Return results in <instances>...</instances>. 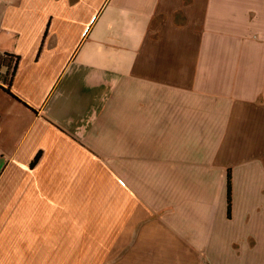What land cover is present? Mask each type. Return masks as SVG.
<instances>
[{
  "label": "crops",
  "instance_id": "1",
  "mask_svg": "<svg viewBox=\"0 0 264 264\" xmlns=\"http://www.w3.org/2000/svg\"><path fill=\"white\" fill-rule=\"evenodd\" d=\"M0 264H264V0H0Z\"/></svg>",
  "mask_w": 264,
  "mask_h": 264
},
{
  "label": "trees",
  "instance_id": "2",
  "mask_svg": "<svg viewBox=\"0 0 264 264\" xmlns=\"http://www.w3.org/2000/svg\"><path fill=\"white\" fill-rule=\"evenodd\" d=\"M8 57H10V55H1L0 54V75H1V78H2V80H3V82L6 84V85H8V88H5V90L7 91V92H9V88L11 87V84H12V79L10 78V79H8V73L7 74H5V73H3L2 72V68L5 66L6 67V59L8 58Z\"/></svg>",
  "mask_w": 264,
  "mask_h": 264
}]
</instances>
